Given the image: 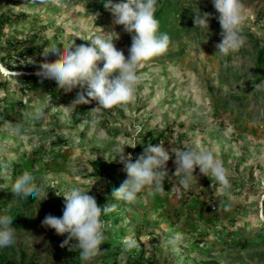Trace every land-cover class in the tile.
Segmentation results:
<instances>
[{"label":"rangeland","instance_id":"374dc122","mask_svg":"<svg viewBox=\"0 0 264 264\" xmlns=\"http://www.w3.org/2000/svg\"><path fill=\"white\" fill-rule=\"evenodd\" d=\"M99 2L0 0V17L11 19L0 29V53L5 51V41L23 39H32L39 49L37 58L51 44L58 43L62 51L59 43L69 38L77 45L87 44L97 27L107 31L112 26V13H101ZM161 2L170 8L168 51L139 69L143 80L127 111L119 106L105 110L94 126L89 111L95 101L67 114L61 106H70L80 90L57 92L55 84L50 91L49 80L39 78L33 91L21 95L20 77L15 73L22 71L5 72L0 63V184L15 180L12 171L16 167L21 173L31 172L36 183L43 181L49 191L42 202L46 208L40 203L33 217L35 202L27 211L20 210L18 202L25 199L14 197L10 188H0V214L14 216L12 227L18 237L14 246L0 249L5 257L17 261L21 250L26 258L56 264L52 235L41 226L46 214L56 215L63 208V197L55 192L63 195L78 186L91 189L89 195H104L112 185L105 176L95 175L90 165L95 161L117 165L115 177L121 185L127 177L115 157L125 149L135 162L149 144L142 141L149 133L150 139L159 137L155 144L163 143L165 148L212 150L228 169L230 186H221L197 168L198 181L188 190L177 188L173 177L172 182L165 180L162 195L144 191L134 203L109 202L118 207L104 220V253L91 264H112L114 259L125 264L140 254L143 264H264V68L261 72L256 69V50L264 46V0H244L243 33H249L258 44L247 39L228 55L217 53L215 47L221 42L220 24L210 19L209 30L194 28L198 7L216 12L211 0H158ZM15 15L24 17L15 19ZM189 21L191 25L186 26ZM115 31L120 34L116 47L127 57L131 35L119 25ZM55 59L54 55L48 57ZM49 96L53 100L47 118L35 124L28 121L25 114ZM8 121L24 123L23 137L9 134ZM9 160L10 166L5 168ZM173 161L174 156L167 164L169 175L175 171ZM176 232L183 234V241L174 251L167 241ZM125 236H134L139 246L125 250Z\"/></svg>","mask_w":264,"mask_h":264},{"label":"clouds","instance_id":"9594fccd","mask_svg":"<svg viewBox=\"0 0 264 264\" xmlns=\"http://www.w3.org/2000/svg\"><path fill=\"white\" fill-rule=\"evenodd\" d=\"M221 26V42L215 45L217 53L228 55L238 51L247 40L243 33L246 22V7L244 0H211ZM46 3V0H39ZM104 7L112 13V26L105 31L97 27L87 44L77 45L74 39L60 42L63 50L57 44L44 47L40 56L43 59L37 62L35 58H29L28 64L37 65L35 75L41 80L55 81L56 91L71 93L79 88L70 106L61 105L66 114L77 106L96 102L89 113L92 114L90 123L96 125L103 116L105 110L114 107H122L127 111V105L134 101L137 89L143 80L139 69L143 65L160 56H163L169 48L170 36L159 31L160 23L156 18L158 0H105ZM211 13L196 12L193 15L195 28L209 30ZM123 26V31L131 35V46L128 48L127 57L122 49L118 50L116 41L120 34L115 31V26ZM76 37V36H74ZM82 40V39H81ZM84 41V40H83ZM54 55L57 59L49 61L48 57ZM102 62V67L99 65ZM8 71V70H7ZM11 73V71H10ZM25 72L15 73L17 77ZM255 87H258L256 85ZM53 97L44 102H37L33 110L25 114V118L33 124L47 118V107L52 103ZM85 123L89 121L85 120ZM7 131L13 137L21 138L24 134L23 122H7ZM174 156L175 171L169 175L168 161ZM123 165L122 171L126 173V179L120 187L114 189L112 196L117 201L134 203L138 194L147 191L150 195L164 194V182L167 179L177 181V188L190 189L193 183H197L198 177L194 175L196 169L204 176H211L221 186H230L228 169L217 158L212 150L196 147L165 148L163 143L148 144L143 152L133 162L130 153L120 149L115 157ZM11 160L4 164L7 168ZM3 179V177H0ZM0 188H10L16 198L35 201V212L38 213L41 202L47 200L49 191L46 184L36 183V177L27 170L23 171L9 184H0ZM91 190V189H90ZM90 190L74 186L65 190L63 195L55 192L56 196L63 197L64 204L62 216L57 217L51 213L46 214L41 221V226L55 230L56 235L65 236L60 244L61 248L69 247V251H78L82 262L91 261L104 253L101 245L106 242L107 223L102 216H107L117 210V204L99 205ZM14 216L0 214V249L10 248L17 241V229L12 227ZM32 237L30 233H26ZM35 238V237H34ZM42 239V237L40 238ZM36 242H39L35 238ZM183 241V234L176 232L167 243L172 250L179 249ZM125 250H131L139 246L134 236L123 238Z\"/></svg>","mask_w":264,"mask_h":264},{"label":"trees","instance_id":"16d2710c","mask_svg":"<svg viewBox=\"0 0 264 264\" xmlns=\"http://www.w3.org/2000/svg\"><path fill=\"white\" fill-rule=\"evenodd\" d=\"M105 0H100L98 3V10L101 11V13H106L108 10L104 7ZM198 11L201 13L207 12L211 13L212 17L211 20L213 22L219 24L218 16L219 13L215 12L214 10L206 11L205 9H201L198 7ZM170 12V8L167 5V2H161L158 4L157 12H156V18L159 20L160 28L159 31L163 33H167L169 36L172 35V31L170 30V22L168 21V14ZM183 15H181L182 17ZM23 18L24 15H15L13 18ZM184 20V19H183ZM11 19L8 17H0V29L6 25ZM185 24V23H184ZM191 25L190 21L186 22V26ZM184 26V25H183ZM194 25H192L193 27ZM195 28V27H194ZM247 37V39L254 44H258L256 39H253V37L249 33H244ZM5 47L3 50L4 52H1L0 54V63L4 64L5 68L8 71H23L27 74H20L18 77H20L21 82V89L20 94L23 95L26 91H33L35 89L34 84L37 82L39 77H37L35 74H31L32 72L37 71L38 69V63L37 65L28 64L29 61L28 58H37V55L39 54V49L33 44L32 39L30 40H14V41H5L4 42ZM43 59V57L38 56L37 62H40ZM51 61V60H49ZM262 68H264V46L258 47L256 50V69L258 72H261ZM29 73V74H28ZM258 80V79H257ZM49 90L51 91L55 87V81L49 80ZM3 85V83H2ZM73 90H80L79 88L73 89ZM64 95L62 96V98ZM151 135L149 133H146L142 137L143 143H146L147 141L149 144H155L159 141V137H156L154 139H150ZM139 150V149H137ZM91 167L93 168V172L95 175L100 176L103 175L108 179V181L111 183L112 186L107 187L106 192L104 195H98L96 197L97 202L99 205L108 204L109 202L116 201L115 198L112 196V192L114 189H117L120 187V184L118 183L115 174L117 172V165L108 163L106 161H95L90 163ZM21 174V171L16 170V167L13 168L12 176L16 178ZM5 201H1V204L4 205ZM35 201L29 197L28 199L22 200L18 202V207L20 210L27 211L34 203ZM122 203H124L122 201ZM41 205L46 208L45 203L41 202ZM63 209V208H62ZM62 209H59L55 216L60 217L62 216ZM102 220L106 219V216L101 217ZM49 232L51 233V243L54 246V251L52 254L53 260L56 264H88V262H82L79 257L78 251H69V247H71V244L75 243V241L70 242V245L68 247L61 248L60 244L63 242L64 239H66L65 236H59L56 235L55 230L48 228ZM116 257V256H115ZM114 257V258H115ZM0 264H41L40 262L34 260L33 258H26V255L23 251L18 252V260H13L5 257L0 252ZM112 264H117L116 260L114 259L112 261ZM125 264H143L142 261V255L140 254L137 258H135L133 261H126Z\"/></svg>","mask_w":264,"mask_h":264},{"label":"bare ground","instance_id":"6f19581e","mask_svg":"<svg viewBox=\"0 0 264 264\" xmlns=\"http://www.w3.org/2000/svg\"><path fill=\"white\" fill-rule=\"evenodd\" d=\"M0 67L3 68V66H1V65H0ZM4 70H5V72H8L6 69H4ZM11 73H14V72H11Z\"/></svg>","mask_w":264,"mask_h":264},{"label":"built area","instance_id":"2783aa9c","mask_svg":"<svg viewBox=\"0 0 264 264\" xmlns=\"http://www.w3.org/2000/svg\"><path fill=\"white\" fill-rule=\"evenodd\" d=\"M70 245V244H69Z\"/></svg>","mask_w":264,"mask_h":264}]
</instances>
